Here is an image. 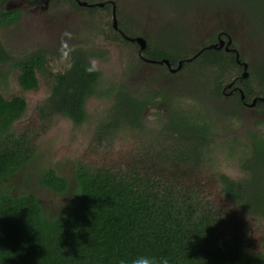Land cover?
<instances>
[{"label":"trees","instance_id":"1","mask_svg":"<svg viewBox=\"0 0 264 264\" xmlns=\"http://www.w3.org/2000/svg\"><path fill=\"white\" fill-rule=\"evenodd\" d=\"M198 1L134 0L130 18L118 11L116 0H100L102 7L89 8L71 0L49 2L48 8L65 7L85 17L79 34L96 35L130 54L124 57L127 73L146 64L160 76L159 81L172 79L174 87L166 88V96L164 91L141 93L151 91L147 84L137 87L139 92L102 81V72L90 60L103 59L107 50L91 48L94 44L89 39L81 47L55 50V59L45 48L13 56L1 31L17 26L24 11L8 9L10 0H0V264H133L140 256L153 258L157 264L161 257L168 264H264V119L257 121L256 131L246 135L247 145L235 141L222 147L220 160L213 152L218 148H212L217 128L213 132L201 117L212 103L223 99L228 84L241 76L242 65L232 52L207 49L216 44L220 32L181 57L182 51L157 40V32L149 31L146 36L140 31L145 26L139 22L143 5L156 9L164 19L170 5V17L183 22L180 8L190 12ZM201 3L205 4L200 8L222 7L238 13L248 37L264 54V0ZM113 6L118 31L112 28ZM161 29H170V23L165 21ZM223 34L232 40L230 50L238 52L237 41L226 31ZM137 37L146 44L141 56L138 45L129 40ZM59 58L63 63L52 67L53 59ZM261 58L258 68H250L239 53L238 60L247 65V78L236 82L243 101L239 91L230 98L237 113L244 109L242 102L264 100ZM163 59L172 68L182 62L181 70L169 74L158 64ZM187 59L191 62H185ZM191 71L208 84L209 106L200 107L195 98L182 95ZM13 76L16 93L7 85ZM42 81L47 95L32 110L36 128L19 130L17 124L28 109L25 97L36 93ZM92 98L109 103L105 118L97 123L95 135L103 134V140L96 148H113L115 140L124 136L119 141L131 144L132 150L125 159L108 166L85 164L82 157L63 159L70 161V177H65L54 167L53 151L49 161L39 162L40 140L59 121L73 129L81 127L87 120L86 102ZM157 98L166 104V113L163 119L157 117V126L148 129L143 114L154 107ZM254 108L264 115V103L256 102ZM218 110L229 118L236 114L220 106ZM240 147L246 151L237 152ZM233 156L238 159L232 165ZM221 161L239 175L233 178L219 172ZM202 170L207 174L201 183L204 187H199L196 178ZM25 172H34L38 187L47 194L66 197L59 213H47L34 194H14L11 182ZM260 228L257 241L253 233Z\"/></svg>","mask_w":264,"mask_h":264},{"label":"rangeland","instance_id":"2","mask_svg":"<svg viewBox=\"0 0 264 264\" xmlns=\"http://www.w3.org/2000/svg\"><path fill=\"white\" fill-rule=\"evenodd\" d=\"M87 1L93 3L100 2V0ZM47 3L48 0H11L8 4L9 8H17L24 11L23 18L17 26L1 31L2 40L13 56L17 57L36 48H45L53 53V58L55 59V50L65 51L70 48L79 47L80 44L85 43L89 39L94 44L91 48L107 50L103 59L90 60L91 66L102 72V81L111 82L116 85L120 84L132 90H138L137 87L147 84L151 88L150 92H148L149 90L145 92L138 91L144 94H150L152 91L156 93L164 91L165 95L168 96L166 88L169 86L170 88L174 87L172 79L165 77L159 81L157 76H160L155 73L152 67L146 64L137 67L138 70L136 69L133 74L127 73L126 71L129 68L126 67L127 64L124 57L130 54L121 51V48L116 45H109L103 42V39L96 35L79 34V27L85 23V17L82 14L67 11L64 10L66 9L65 7L59 8L54 5L47 8ZM116 3L120 13L129 18L132 16V12L136 7L134 0H116ZM203 4L205 3H201V0L198 1V5L196 4L190 12H188L189 10L180 8L181 10L179 11L182 12L184 18L183 22L170 17L168 14L170 5L166 6L165 9L166 19L162 18L156 9L143 5L145 8L141 9L139 22L145 24V26L140 31L146 36L149 31L157 32V40L159 42L162 41L161 43L166 46L182 51L181 57H184L187 52L191 53L195 51V48L208 36L226 31L237 41L235 45L238 47V52L247 61L249 67L258 68V64L263 62L261 57L264 58V54L259 53V45L256 42L252 43L248 37L245 23L239 14L222 7H219L217 10H212L211 7L200 8ZM28 5H35V7L29 8ZM171 11L176 10L173 9ZM120 19L122 17H119ZM162 19L164 21L160 23ZM165 21L170 23V29L168 30L161 29ZM54 59L51 64L52 67H57L63 63L61 58L58 61ZM189 75L190 78L185 86L182 87V95L195 98L196 105L200 104L198 105L200 107L204 105L209 106L210 103L208 102L212 103V101L206 92L208 84L195 71H191ZM14 78L13 76L7 80V85L10 86L9 90L12 93H16ZM46 87V83L42 81L40 89L36 93L26 95L28 109L22 120L17 124L19 130L26 131L36 128V123H34L36 114L35 112L32 113V110L44 100L47 95ZM169 91L172 94L174 93L172 89ZM17 94L20 93L18 92ZM108 106L109 103L106 101H99L95 98L89 99L85 105L87 120L77 129H73L65 121H59L55 125L56 127L45 134L43 139L40 140L39 162L43 164L49 161V154L53 151L55 157L54 163L56 162L54 164L55 169L63 176L70 177V161L63 159H80L82 157L85 164L95 165L97 162H100L104 166L110 165L113 161L125 159L132 150V145H126L119 141L124 139V136L120 137L119 140H115L116 143L113 148H96V143L103 140V134H101V137L100 134L95 135V131L98 128L97 123L99 120L101 121L105 118ZM219 106L221 109L232 110L228 111L229 114L235 112L231 101L225 100V97H223L222 100L220 98V100L216 101V104L212 103V106L208 107L207 111L201 113V117L206 120L205 124L210 126L213 132V128H217L218 132L212 137L214 144L212 148H218L213 150L214 155L223 160V156L220 154L221 148L229 146L230 143L235 141L247 145L246 135L256 131L255 125H257L258 120L264 119V115L255 108L246 107L240 110V113L235 112V115H230L229 118L221 111V114L218 113ZM166 109V104L160 98H157L154 101V107L149 112L143 114L146 120L145 126L148 129L157 126V117L163 119L162 114L166 113ZM238 118L241 120L238 121ZM226 122L227 125L223 128V124ZM240 151H246V148L240 147L237 149V152L240 153ZM237 159L238 157L233 156L230 159V164L233 165ZM219 164V172L233 178L239 175L238 170L231 169L228 162L221 161ZM206 174L203 170L197 174L196 179L199 187H204L201 183ZM11 184L14 186V194H34L44 210L50 215L59 213L65 206L66 197L57 198L51 196L38 187L34 172L20 174ZM254 232V238L258 241L262 229H256Z\"/></svg>","mask_w":264,"mask_h":264},{"label":"water","instance_id":"3","mask_svg":"<svg viewBox=\"0 0 264 264\" xmlns=\"http://www.w3.org/2000/svg\"><path fill=\"white\" fill-rule=\"evenodd\" d=\"M80 5L85 6V4H80ZM111 20H112V28H113V30L118 31L116 12H115V7L114 6L112 8V18H111ZM129 40L132 41V42H135L138 45V47H139V55H141L144 52L145 47H146L145 41L143 39L139 38V37H137L135 39H129ZM231 44H232L231 38L229 36H226V40L219 39L216 44L210 46L207 49H213V50L224 49L225 52H229ZM235 57H236L237 63L240 64V62L238 60L239 55H238L237 52H235ZM190 61H191V59H188L186 62H190ZM146 62L154 63V62L148 61V60H146ZM158 64L166 66L169 69V72L172 73V74H174L175 72L179 71L181 69V67H182V62H178L177 66L174 69H170L169 62L167 60H164V59L159 61ZM242 67H243V72H242L240 78L241 79H246L247 78V72H246L247 71V65L245 63H242ZM238 91L241 94V99H243V95H242L241 91L240 90H238ZM259 101L264 103L263 99H259ZM254 103H255V99L247 107L248 108H253L254 107Z\"/></svg>","mask_w":264,"mask_h":264},{"label":"flooded vegetation","instance_id":"4","mask_svg":"<svg viewBox=\"0 0 264 264\" xmlns=\"http://www.w3.org/2000/svg\"><path fill=\"white\" fill-rule=\"evenodd\" d=\"M38 1H40V0H38ZM71 1H73V2H75L76 4H77V6H79V7H93V6H98V7H102V3H94V4H87L86 2H84V0H71ZM87 1V0H86ZM10 2H11V0H10ZM10 2H8V4L10 3ZM49 2H50V0H48V3H47V8H48V5H49ZM39 3V2H38ZM8 4L6 5V7L8 8V9H10L9 7H8ZM80 4H85V6H82V5H80ZM101 5V6H100ZM12 9V8H11ZM222 37V38H221ZM219 39H222V40H226V37H225V35L222 33L221 35H220V37H219V35H217V37H216V41L218 42V40ZM216 42V43H217ZM229 52H232V53H234L235 54V52H237L236 50H234V49H232V50H230ZM238 53V52H237ZM238 55H239V53H238ZM141 56V55H140ZM239 59V58H238ZM188 60V59H187ZM186 60V61H187ZM185 61V62H186ZM191 62V61H190ZM240 62V61H239ZM189 63V62H188ZM239 65H242V63L240 62V64ZM162 66H164V65H162ZM165 68H166V70H168V73L169 74H171V75H174V74H176L177 72H179V71H177V72H175L174 74H172V73H170L169 72V69L166 67V66H164ZM170 69H174V68H172L171 66H170ZM241 78L240 77H237V78H234L229 84H228V86H227V92H223V95H224V97H225V100H230V98L233 96V95H235L236 93H238V90H240L241 91V89L238 87V84H236V82L238 81V80H240ZM242 93V92H241ZM240 99H241V97H240ZM243 99H244V97H243ZM243 99H241V101H243ZM253 101V100H252ZM252 101L250 102V103H245V102H242L243 103V105H244V108H246L248 105H250L251 103H252ZM256 102H260L259 101V99H255V103H254V107H255V105H256ZM253 107V108H254ZM248 108V107H247Z\"/></svg>","mask_w":264,"mask_h":264},{"label":"clouds","instance_id":"5","mask_svg":"<svg viewBox=\"0 0 264 264\" xmlns=\"http://www.w3.org/2000/svg\"><path fill=\"white\" fill-rule=\"evenodd\" d=\"M133 264H157V261L147 256H140L133 261ZM158 264H168V261L166 258L161 257Z\"/></svg>","mask_w":264,"mask_h":264}]
</instances>
